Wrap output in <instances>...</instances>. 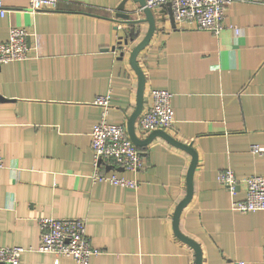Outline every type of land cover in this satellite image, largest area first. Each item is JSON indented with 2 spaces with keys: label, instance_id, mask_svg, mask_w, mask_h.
<instances>
[{
  "label": "crops",
  "instance_id": "1",
  "mask_svg": "<svg viewBox=\"0 0 264 264\" xmlns=\"http://www.w3.org/2000/svg\"><path fill=\"white\" fill-rule=\"evenodd\" d=\"M121 1L57 0L31 10L29 0H3L0 41L11 25L31 33L28 57L0 64V246L24 247L19 264H55L51 252L36 249L42 216L85 219L98 249L89 264H193V249L172 226L187 151L156 135L139 148L140 168L114 170L136 178L137 187L91 176L90 130L102 111L95 96L110 94L106 119L115 124H126L136 104L129 51L147 24L123 46ZM137 7L125 3V10ZM152 10L156 29L137 55L142 106L150 89L170 91L174 121L166 132L197 156L179 230L198 243L201 264H264V209L233 210L243 185L232 196L217 181L226 168L264 176V154L250 150L264 147V0L229 3L218 34L171 24L165 3Z\"/></svg>",
  "mask_w": 264,
  "mask_h": 264
},
{
  "label": "built area",
  "instance_id": "2",
  "mask_svg": "<svg viewBox=\"0 0 264 264\" xmlns=\"http://www.w3.org/2000/svg\"><path fill=\"white\" fill-rule=\"evenodd\" d=\"M233 1L250 0H146V5L155 7L169 3L174 21L218 34L223 28L225 7ZM57 0H29L31 10L53 8ZM3 0H0V16L4 14ZM235 27V26H233ZM31 33L22 26L11 25L8 37L0 41V64L28 57V40ZM172 93L166 89L152 88L147 95L146 105L135 120V132L145 135L154 129L168 130L174 121L171 105ZM110 94L95 96L93 103L101 106L100 118L90 130V146L93 154L92 178L107 181L117 186L137 187L136 178L117 175L115 168L136 171L142 165L139 148L130 139L126 124L110 123L106 114L110 106ZM253 153L263 155L264 147L256 144L250 146ZM3 159L0 156V167ZM109 166V169H106ZM217 181L233 196L237 186L243 185L244 195L232 198L230 206L233 210L247 212L264 209V176L249 174L237 176L232 169H221L217 172ZM39 243L36 247L41 252H51L54 263L64 256L71 260L70 264H89L92 255L98 253L86 234L85 219L81 217L53 218L42 216L37 220ZM25 248L19 245L0 246V264H19L20 256ZM264 258V244L262 246ZM243 264V262H239Z\"/></svg>",
  "mask_w": 264,
  "mask_h": 264
},
{
  "label": "water",
  "instance_id": "3",
  "mask_svg": "<svg viewBox=\"0 0 264 264\" xmlns=\"http://www.w3.org/2000/svg\"><path fill=\"white\" fill-rule=\"evenodd\" d=\"M126 1L127 0H122L119 3L118 11L116 13V18H120L122 22L127 24L126 34L123 38L122 45L126 46L128 45V41L131 43L132 41L137 39L141 31V24L143 23L147 24V28L144 34L140 37L139 40H137L136 44H134L130 48V51H129V63L132 66L137 76V89H136L135 108L133 109V111L131 112V114L128 116L126 120L127 132L132 142L138 148L144 147L146 144H148L152 140L153 137L158 135V136L165 138L171 144L184 149L190 154L191 160H190L187 173H186L185 194L179 200V202L176 204L174 208V211L172 214V226H173L174 234L179 239L187 243L193 249V253H194L193 264H201V250H200L198 243H196L194 240H192L188 236L184 235L179 230V226H178L180 212L182 208L188 203L192 195V174H193L194 168L196 166V161H197L196 153L190 144H185L173 138L163 129H154L150 131V133L145 138H139L135 132L134 124H135V120L137 116L142 110L143 90H144V75H143L142 70L138 67L137 55L140 52V50H142L146 46L153 32L156 29V16L154 15V12L152 10L154 7L147 6L146 0H132L134 3L137 4L138 7L130 8L128 10H125ZM159 5H162V4H159ZM165 5L170 6L168 2L165 3ZM139 11L142 12V15L140 16L138 14ZM170 22L171 24H174L173 15L170 16ZM109 168H110L109 166H106V169H109ZM116 169L121 170L122 168L117 167Z\"/></svg>",
  "mask_w": 264,
  "mask_h": 264
}]
</instances>
